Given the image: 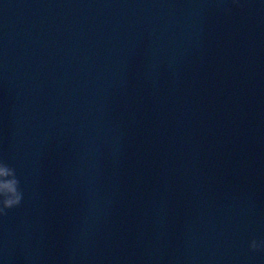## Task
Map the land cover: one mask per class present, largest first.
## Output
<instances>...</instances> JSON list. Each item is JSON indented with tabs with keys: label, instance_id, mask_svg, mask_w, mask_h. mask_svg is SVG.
I'll list each match as a JSON object with an SVG mask.
<instances>
[{
	"label": "water",
	"instance_id": "water-1",
	"mask_svg": "<svg viewBox=\"0 0 264 264\" xmlns=\"http://www.w3.org/2000/svg\"><path fill=\"white\" fill-rule=\"evenodd\" d=\"M0 264H264V0H0Z\"/></svg>",
	"mask_w": 264,
	"mask_h": 264
},
{
	"label": "clouds",
	"instance_id": "clouds-1",
	"mask_svg": "<svg viewBox=\"0 0 264 264\" xmlns=\"http://www.w3.org/2000/svg\"><path fill=\"white\" fill-rule=\"evenodd\" d=\"M23 201L24 192L16 169L0 161V217L20 207ZM249 247L254 252L264 251V240L253 239Z\"/></svg>",
	"mask_w": 264,
	"mask_h": 264
}]
</instances>
